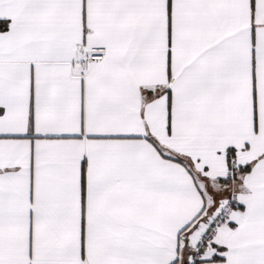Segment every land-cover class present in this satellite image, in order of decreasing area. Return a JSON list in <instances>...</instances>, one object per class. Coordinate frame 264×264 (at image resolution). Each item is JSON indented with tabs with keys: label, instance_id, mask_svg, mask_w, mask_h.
<instances>
[{
	"label": "snow or ice",
	"instance_id": "1",
	"mask_svg": "<svg viewBox=\"0 0 264 264\" xmlns=\"http://www.w3.org/2000/svg\"><path fill=\"white\" fill-rule=\"evenodd\" d=\"M0 264H264V0H0Z\"/></svg>",
	"mask_w": 264,
	"mask_h": 264
}]
</instances>
